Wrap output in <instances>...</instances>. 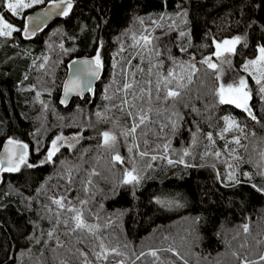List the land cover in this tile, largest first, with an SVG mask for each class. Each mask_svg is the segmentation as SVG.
I'll return each instance as SVG.
<instances>
[{"label": "trees", "instance_id": "trees-1", "mask_svg": "<svg viewBox=\"0 0 264 264\" xmlns=\"http://www.w3.org/2000/svg\"><path fill=\"white\" fill-rule=\"evenodd\" d=\"M73 1L68 17L29 44L20 32L15 40L0 36V150L8 139L31 148L18 171H0V264H249L258 259L264 246V105L253 93L248 100L253 119L235 104H221L217 91L244 75L246 61L264 47V0ZM0 10L24 26L5 0ZM165 37L175 52L188 47L197 59L195 76L174 98H166L171 86L161 74ZM237 37L229 53L233 76L224 82L218 63L213 69L203 61H216L217 44ZM43 51L56 63L53 78L46 77L52 90L46 89L41 102L37 92L19 86L46 76L32 65L33 56ZM97 55L103 73L93 95L64 107L59 98L68 64ZM125 84L132 87L125 90ZM256 89L252 86V92ZM141 108L148 119L137 127V138L147 155H140L130 132ZM231 117L247 127L230 148L241 156L243 169L255 174L253 182L226 184L219 174L222 163H204L207 135ZM109 129L118 142L106 145L103 133ZM60 135H76L78 142L49 161V144ZM148 154L168 156L172 163ZM130 170L138 182L125 183ZM62 196L64 207L54 203ZM77 212L91 231L76 228Z\"/></svg>", "mask_w": 264, "mask_h": 264}, {"label": "rangeland", "instance_id": "rangeland-1", "mask_svg": "<svg viewBox=\"0 0 264 264\" xmlns=\"http://www.w3.org/2000/svg\"><path fill=\"white\" fill-rule=\"evenodd\" d=\"M49 1L50 0H44V2L41 4H35L30 8L18 10V15H16V16H13L11 14V12H10V14L16 19L25 18V16L29 13V11H31V10L33 11L36 8L42 7ZM26 2H28V0H26ZM7 3H8V0H5V6L7 5ZM0 15L4 16V14L1 10H0ZM4 18L7 22L11 23L14 27L20 29V31L13 32L11 36H1V37L6 38L8 40H15L16 37L19 39L17 33L18 32L21 33L23 27L21 28V27L17 26L16 24L12 23V21L8 20L5 16H4ZM48 31H46V32H48ZM30 42L31 41H29L28 44ZM260 48L261 47L258 48L257 55L251 59H248L244 65L248 64L250 61L258 59V57L260 55V53H259ZM161 52H162V60L164 63V69L162 70L161 74H162V77L164 79L171 81V83H169V85L171 86L170 90L177 91L179 88H182L183 86L189 84L192 81L193 76H195V73L197 72V68H196L197 65H194L193 60L196 57L193 56V54L190 52L188 47H183L177 53V52H175V49L172 46V42L170 41V38L165 37L162 39V50H161ZM231 57H232L231 54L224 53L223 55L219 56L216 61L212 62V64L218 63L219 77L224 82L228 77L231 78V76H233L232 71H231V65H232L231 64ZM50 58H51V55L49 53H45V51H43L42 54H38V56H36V57L33 56L32 65H34V64L37 65L36 66L37 68H35V69H38V71H40V72L45 71L46 76L44 78H42L39 82L35 83V85L29 84V86L26 85V87L24 86L23 88H22V85L19 86L23 91L37 92V95H38L37 100L41 101V102H42V97L45 95V93H48V90H49L48 84L50 83V81L46 77H50L52 79L53 75H54L53 74L54 69L52 67H53V65H55L54 63H56V61L52 62ZM60 61H59V63H60ZM48 65H50V66L46 67ZM170 71L173 73V76H168V73ZM243 71L245 72V74L238 76V79L236 80V82H232V83L238 84L239 80L241 78H244L247 81V91L250 94V99L252 97L255 98V96H256L260 100V102L263 103V105H264V92L261 91V88L264 87V78L261 79V83L257 84L256 79H254V76H259V73L253 71V69L251 67H250L249 71H245L244 66H243ZM250 71L253 73L252 75L249 74ZM55 78L57 79V77H55ZM223 85L227 86L229 84L223 83ZM254 85H256V87H257V89L255 90L256 92H254V91L252 92V86H254ZM52 86H53V84H52ZM46 89H48V90H46ZM51 90H52V88L49 90V92ZM253 93L255 94V96ZM248 107H249L250 111H253V110H251L249 104H248ZM244 112L246 113V115L247 114L249 115L248 112H246V111H244ZM262 112H264V107L261 111V114H262ZM227 121L234 122L233 127L228 128ZM226 128L228 129L227 131L225 130ZM246 129H247V127H245L244 122L242 120L240 122L236 118L231 117V118L225 119L222 128L214 131L213 133H209L207 135L206 139L208 142H207V148L205 150V154L203 157L204 163L207 165H213V166H217L219 163H222L223 173L222 174L219 173V174L221 176L223 175L224 182L226 184H234L240 180L253 182L256 179V176L254 173L246 171L243 169L242 164H240L241 156L239 155V153L234 152L230 148V143H236V140H239L240 137L245 134ZM106 132H108L112 136H115V138H116L114 142L110 141L109 144H113L115 142H118V136L113 130L109 129ZM131 134H132L133 139L135 141V145L138 148V150L140 151V155H141V153H143V152L141 151V149L139 147L140 144H139V140L137 138V128H136L135 133H131ZM209 136H211V139H209ZM54 141L56 142V146L58 148V151L55 152V154H56L57 152H59L64 147H69L71 149L74 148V146L78 142V138L76 135H70V136L60 135V136L56 137L49 144L47 154L50 151H52V146H53ZM30 152H31V148L29 147V153L26 155L25 161H28V157L30 155ZM217 153H219V155H217ZM148 156H152L155 158H165L168 161L171 160L168 156H163L160 154H156V155L148 154ZM58 200H62V202H63L64 196L59 197ZM171 202H169V203L171 204ZM63 204H66V202H63ZM176 205H177L176 202H172V206H175L173 208H176ZM68 209L69 208H66V210H68ZM244 225H245L244 228H247L246 233H249L250 228H249L248 220L244 222ZM155 252H157V251H152L151 253H155ZM262 257H264V246H263L261 254L259 255V258L250 260L248 263L249 264H256L259 262H264V259H262ZM124 262L126 263V261H124ZM126 264H128V263H126Z\"/></svg>", "mask_w": 264, "mask_h": 264}, {"label": "snow or ice", "instance_id": "snow-or-ice-1", "mask_svg": "<svg viewBox=\"0 0 264 264\" xmlns=\"http://www.w3.org/2000/svg\"><path fill=\"white\" fill-rule=\"evenodd\" d=\"M44 0H28V2H26V0H8V3L6 5V8L9 12H11V14L13 16L18 15V10H23L25 8H30L35 4H41L43 3ZM61 5H64L63 8H61ZM72 4H71V0H59V3L54 2L51 5V8L53 10L55 9H60L61 14L63 15H68V11L71 9ZM49 12L46 10L44 15H48ZM37 21L40 19L39 17L36 18ZM30 22L32 21V18H29ZM16 31H20V29L14 27L11 23L7 22L4 18L3 15H0V36H11L13 32ZM25 34L29 35L27 29H25ZM145 43H150V41L148 40L147 37H143L142 38ZM239 43V38L237 37L234 40L231 41H224L223 45L217 44V52L216 55L219 57L221 55H223L225 52L231 53L235 51L234 46ZM259 57L256 60L250 61L248 64L244 65V70L245 71H249L250 67L253 69V71L259 73V76H254V79H256V83L259 84L261 83V79L264 78V47H261L259 49ZM75 63V62H74ZM83 65L85 66L83 69L81 68H77L76 69V73L75 76L72 80L69 81V83L65 84V95L67 96V94L69 92H73L76 91L78 94L82 92V78L83 77H97L99 75V68L101 67L100 64V58L99 55H97L95 62H89V61H83L82 62ZM203 63H207L208 66L210 68L215 69L216 65L212 64L210 62V58L206 59L205 61H203ZM250 75H252L253 73L250 71L249 72ZM168 76H173V73L170 71L168 73ZM165 86L169 83H171V81L165 79ZM132 85L131 84H125L124 85V89L127 90L129 88H131ZM158 90H159V85L157 86ZM90 90V87H89ZM261 91L264 92V87L261 88ZM179 95L178 91H174V90H168L166 92V98H174L177 97ZM217 95L219 97V102L221 104H235L236 107L238 108H242L244 111L248 112L249 115H251V111L248 107V100L250 99V94L247 91V81L244 78H241L238 82V84H229L227 86L221 84L219 86V89L217 91ZM148 97H149V102H151V92L148 93ZM133 99H138V97L133 96ZM157 99H159V96L157 95ZM64 101H62L63 103ZM125 104H128V101L125 100L124 101ZM130 107L135 108L136 105H131ZM148 111H151V109H149ZM129 116H133V112L129 111L127 113ZM99 115V113H98ZM135 116H138V122H135L132 126V128L130 129L131 133H135L136 128L143 125L146 120L148 119V115L147 112L144 111L143 108L139 109L136 113ZM253 119H255V117H252ZM228 123V128L233 127L234 122L232 121H227ZM226 131L228 130L227 128L225 129ZM103 137H104V143L107 145L109 144L110 141H115V136L110 135L108 132H104L103 133ZM209 139H211V136H209ZM9 145H13L16 144V147H20V148H24L26 149L27 146L26 145H19L18 143L9 140L8 141ZM236 143H239V140H236ZM165 149H167V145L164 146ZM6 152H8V156L6 157L7 160V168H0V171H18L19 167L22 163H25L26 160V152H21L19 157H16L15 152L12 151V149L6 148L5 149ZM58 151V148L56 146V142H53V146H52V151H50L48 153V160L50 161L52 159V156L55 154V152ZM129 151H131V149H129ZM141 155H147V153H141ZM185 155H187V153H185ZM217 155H219V153H217ZM114 159L116 161H121V157L119 155H116L114 157ZM153 159H155V157H153ZM183 161H181L182 163ZM4 163V159H0V164ZM169 163H172L171 160H169ZM28 167H32L31 164L28 165ZM135 171V170H133ZM127 179L125 180V183H131V182H138V177L133 175L132 172H128L126 173ZM231 178V177H230ZM259 190V189H258ZM55 204H57L60 207H64L62 200H55L54 201ZM69 211H73L76 212L75 209L73 208H69ZM74 219L76 221V228L79 229H88L89 231H91V226L87 225L83 218H82V214H80L79 212L76 213V215L74 216ZM245 231H247V228H245ZM101 247H103V245H101ZM152 255H155V253H152ZM98 258H99V254H97ZM262 259H264V257H262Z\"/></svg>", "mask_w": 264, "mask_h": 264}, {"label": "water", "instance_id": "water-1", "mask_svg": "<svg viewBox=\"0 0 264 264\" xmlns=\"http://www.w3.org/2000/svg\"><path fill=\"white\" fill-rule=\"evenodd\" d=\"M54 2L59 3V0H51V1L47 2L44 6L34 9L33 11L29 12L25 16L24 26H23V29L21 31V37L25 42L35 40L38 35L48 31L52 27V25H54L58 21L64 20L66 17H68L72 13L73 8H74V4H75L73 0H71L72 7L68 11V15H66V16L61 14L60 9L53 10L51 8V5ZM63 7H64V5H61V8H63ZM46 10L49 12L48 15H44ZM30 17L32 18L31 22L29 20ZM37 17L40 18L38 21L36 19ZM25 29H27L29 35L25 34ZM95 60L96 59L93 56H80V57L75 58L74 60H72L68 64L67 75L64 79V82L62 85L61 95L59 98V102L64 107H66V108L69 107L74 99H83L85 96H87L89 94L93 95L94 90H95L96 86L98 85V83L102 77V73H103V67L102 66L98 70L99 75L97 77H83L82 78V84H81L82 92L79 94L76 91H73V92H69L66 96L65 95V84L69 83V81L74 78L77 68L83 69L85 67L82 63L83 61H89V62L94 63ZM193 62H194V65H196L197 59L195 58L193 60ZM89 87H90V90H89ZM62 101H64V102L62 103ZM252 112L253 111H251V115H250L251 117L253 116ZM9 140H11V139H8L3 143L1 150H0V159H4V163L0 164V168H7V166H8L7 160H6V157L8 156V152L5 151L6 148L12 149V151L15 152L16 157H19L21 152H26V155L29 153V147L26 143L11 140V141L18 143L19 145H26L27 148L24 149V148L16 147V144L9 145V143H8ZM128 172H132V171L130 170ZM126 179H127V176H126Z\"/></svg>", "mask_w": 264, "mask_h": 264}, {"label": "built area", "instance_id": "built-area-1", "mask_svg": "<svg viewBox=\"0 0 264 264\" xmlns=\"http://www.w3.org/2000/svg\"><path fill=\"white\" fill-rule=\"evenodd\" d=\"M115 264H126V263L124 261H122V260H118V261L115 262Z\"/></svg>", "mask_w": 264, "mask_h": 264}, {"label": "bare ground", "instance_id": "bare-ground-1", "mask_svg": "<svg viewBox=\"0 0 264 264\" xmlns=\"http://www.w3.org/2000/svg\"><path fill=\"white\" fill-rule=\"evenodd\" d=\"M187 242H188V240H187Z\"/></svg>", "mask_w": 264, "mask_h": 264}]
</instances>
